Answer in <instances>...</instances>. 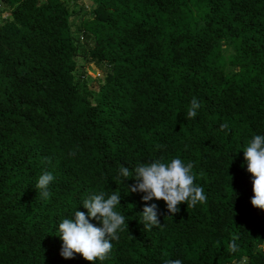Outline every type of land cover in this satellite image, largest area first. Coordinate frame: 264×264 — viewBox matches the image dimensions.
I'll list each match as a JSON object with an SVG mask.
<instances>
[{
  "label": "trees",
  "instance_id": "obj_1",
  "mask_svg": "<svg viewBox=\"0 0 264 264\" xmlns=\"http://www.w3.org/2000/svg\"><path fill=\"white\" fill-rule=\"evenodd\" d=\"M80 1L0 0V264H88L60 256L59 223L101 191L121 195L127 229L93 264H264L243 156L264 135V0ZM78 60L103 74L96 89ZM173 158L207 200L174 215L149 201L162 226L148 229L119 168Z\"/></svg>",
  "mask_w": 264,
  "mask_h": 264
},
{
  "label": "clouds",
  "instance_id": "obj_2",
  "mask_svg": "<svg viewBox=\"0 0 264 264\" xmlns=\"http://www.w3.org/2000/svg\"><path fill=\"white\" fill-rule=\"evenodd\" d=\"M201 106L197 98L193 97L187 117L195 118ZM228 127L227 123L220 126L221 130ZM74 155V151L69 152V156ZM243 156L247 173L252 177L250 204L264 212V135H253L243 150ZM193 167L194 162L185 163L180 158H173L169 162L155 160L150 163H138L131 171L120 166L119 174L124 178L132 177L131 180L134 181L126 187L128 193H143L142 201L145 207L140 215L144 227L151 229L153 226H162L157 204H149V201H163L169 215L178 213L180 204L195 207L198 203L206 202L203 187L194 183ZM53 180L54 176L50 172H44L38 177L36 188L40 190L42 198L51 196L48 187ZM121 199V195L115 191L110 195L101 191L87 196L82 205L86 212L76 210L72 218H65L59 223L58 237L62 242L60 256L68 260L79 255L88 264L106 259L113 247L111 241L119 239L118 231L127 229L126 217L115 210L120 206ZM93 219L99 226L90 222ZM229 249L236 251L235 239L229 244ZM164 264H182V261L168 259Z\"/></svg>",
  "mask_w": 264,
  "mask_h": 264
},
{
  "label": "rangeland",
  "instance_id": "obj_3",
  "mask_svg": "<svg viewBox=\"0 0 264 264\" xmlns=\"http://www.w3.org/2000/svg\"><path fill=\"white\" fill-rule=\"evenodd\" d=\"M80 4H82L85 8H87V7L90 8L92 6V1L91 0H81ZM6 16H7V14L4 13L1 16V19L6 18ZM78 61H79V66L76 70V77L79 78L81 71L84 69V72L86 73L85 78L88 79L87 81H89L88 82L89 87L91 89H96L97 84L95 83L94 79L97 77H103V74L94 65L90 64V65H87L86 67H84L83 65H80L81 63H83V61H81V60H78ZM261 250L264 251V247H261ZM229 264H241V263H229Z\"/></svg>",
  "mask_w": 264,
  "mask_h": 264
}]
</instances>
